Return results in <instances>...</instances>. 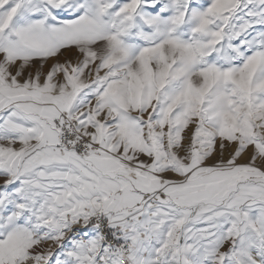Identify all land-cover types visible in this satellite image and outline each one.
Masks as SVG:
<instances>
[{
  "label": "snow or ice",
  "instance_id": "snow-or-ice-1",
  "mask_svg": "<svg viewBox=\"0 0 264 264\" xmlns=\"http://www.w3.org/2000/svg\"><path fill=\"white\" fill-rule=\"evenodd\" d=\"M0 264H264V0H0Z\"/></svg>",
  "mask_w": 264,
  "mask_h": 264
}]
</instances>
